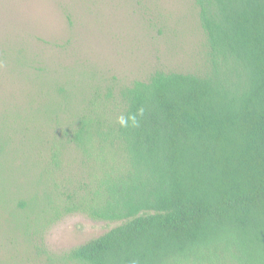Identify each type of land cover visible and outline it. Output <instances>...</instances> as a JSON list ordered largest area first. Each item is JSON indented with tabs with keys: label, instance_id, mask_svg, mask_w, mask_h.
<instances>
[{
	"label": "trees",
	"instance_id": "obj_1",
	"mask_svg": "<svg viewBox=\"0 0 264 264\" xmlns=\"http://www.w3.org/2000/svg\"><path fill=\"white\" fill-rule=\"evenodd\" d=\"M192 1L202 72L156 70L66 106L58 88L41 104L56 138L21 126L35 158L6 197L0 264H264V0ZM76 213L114 225L43 256L42 230Z\"/></svg>",
	"mask_w": 264,
	"mask_h": 264
},
{
	"label": "rangeland",
	"instance_id": "obj_2",
	"mask_svg": "<svg viewBox=\"0 0 264 264\" xmlns=\"http://www.w3.org/2000/svg\"><path fill=\"white\" fill-rule=\"evenodd\" d=\"M204 54L192 0H0V237L9 235L1 231L6 197L30 175L17 164L35 158L18 141L21 126L38 127L48 139L57 135L56 123L41 115L45 99L61 103L59 88L66 106L94 89L115 92L147 80L156 70L200 73ZM4 139L12 143L4 146ZM63 158L68 167L77 164L73 149ZM113 225L64 216L42 230L39 245L46 258L61 259Z\"/></svg>",
	"mask_w": 264,
	"mask_h": 264
},
{
	"label": "clouds",
	"instance_id": "obj_3",
	"mask_svg": "<svg viewBox=\"0 0 264 264\" xmlns=\"http://www.w3.org/2000/svg\"><path fill=\"white\" fill-rule=\"evenodd\" d=\"M121 123H123V120H121Z\"/></svg>",
	"mask_w": 264,
	"mask_h": 264
}]
</instances>
